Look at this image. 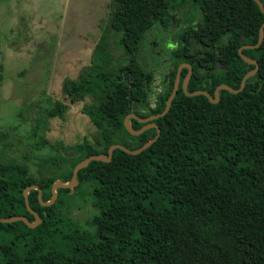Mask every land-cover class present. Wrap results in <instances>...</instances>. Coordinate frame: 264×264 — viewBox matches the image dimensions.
<instances>
[{
    "label": "trees",
    "instance_id": "obj_1",
    "mask_svg": "<svg viewBox=\"0 0 264 264\" xmlns=\"http://www.w3.org/2000/svg\"><path fill=\"white\" fill-rule=\"evenodd\" d=\"M191 7L199 17L177 33L166 90L148 107L153 73L137 59L144 36L167 25L170 11ZM262 22L253 0H111L107 27L120 31L126 62L113 63L100 35L88 65L63 79V100L42 111L43 118L59 117L68 104L82 102L92 133L72 145L48 143L51 154L0 152V217L33 221L22 197L26 185L36 184L46 201L52 182L68 181L84 157L152 138L154 127L131 135L122 120L160 112L179 63L191 68L188 92L212 97L218 84L236 89L253 68L237 48L256 42ZM241 53L257 69L240 91L220 89L211 103L201 94L186 96L179 84L167 112L152 120L159 129L154 142L134 155L114 148L108 162L90 160L77 171L74 190L88 185L96 210L90 228L62 211L67 188H57L50 205H40L37 191L29 190L28 206L40 221L34 227L0 222V264H264V27L260 44ZM186 71L181 68L180 80ZM129 122L133 129L143 125ZM6 139L0 131V144Z\"/></svg>",
    "mask_w": 264,
    "mask_h": 264
},
{
    "label": "rangeland",
    "instance_id": "obj_2",
    "mask_svg": "<svg viewBox=\"0 0 264 264\" xmlns=\"http://www.w3.org/2000/svg\"><path fill=\"white\" fill-rule=\"evenodd\" d=\"M111 0H0V131L7 133L0 152L18 158L52 153L48 143L72 145L92 133L82 102L68 104L59 117L43 118V108L63 100L61 83L88 65L95 43L104 45L114 64L126 62L120 31L107 27ZM167 25L146 32L137 59L153 73L148 107H154L167 87L170 53L179 45L177 33L199 10L170 11ZM63 212L82 228H90L96 213L88 185L68 192Z\"/></svg>",
    "mask_w": 264,
    "mask_h": 264
},
{
    "label": "water",
    "instance_id": "obj_3",
    "mask_svg": "<svg viewBox=\"0 0 264 264\" xmlns=\"http://www.w3.org/2000/svg\"><path fill=\"white\" fill-rule=\"evenodd\" d=\"M253 1L258 6L259 11L262 14H264V7H263L262 3L260 2V0H253ZM263 27H264V22H262L258 27L257 39H256V42L254 44L241 45L237 48L238 56L246 64L253 65V68L246 71L241 76L240 81H239V85L236 89H232V88L226 86L225 84H218L213 89L212 97L210 96L209 92L206 90H193V91L188 92V91H186V83L189 79L191 68H190L188 63H184V62L179 63L175 69V74L173 77L172 86H171L170 92L168 93V95L164 101V106H163L162 110L158 113L151 114V115H148V116L143 117V118H139L136 115H134L133 113H128L127 115L124 116V118L122 120L123 127L131 135H138L143 130L150 128V127H154L155 128V134L152 138L148 139L147 141L142 143L139 147L134 148V149H128L125 146L120 145V144H111L107 147L105 154L98 153V154H92V155H88V156L84 157L83 159L78 161L73 166V168L71 170V175H70V178L68 181H66V182L54 181V182H52V184L50 186V197L46 201L40 200V189L38 188V186L36 184L26 185L22 190V197H23L24 205H25L27 211L33 215V221H28L22 215H15V216H10V217H6V218L0 217V222H7L8 223V222L20 220L26 226L34 227L35 225H37L39 223L40 220H39L38 215L35 212H33L28 206L27 192L29 190L34 189L37 191V199H38L40 205H50L51 203H53V201L56 198V195H57L56 189L57 188H67L68 192H72L74 186L77 184V180H76L77 171L79 169L85 167L90 160H95V161L98 160V161H102V162H108L110 160L111 152L114 148H118L127 154L134 155V154L139 153L140 151H142L146 147H148L152 142L155 141V139L157 138V136L159 134V129L155 125V123L152 122V120L163 116L167 112L169 105H170V102H171L172 98L174 97V95L176 94V91H177L179 84H180V88H181L182 92L186 96H194V95L201 94V95H204L207 98V100L211 103H215L217 101V95H218V91L220 89H224L230 93H236V92L240 91L244 85V81L247 78H249L250 76H252L256 72V69H257V62L254 59L249 58V57L245 56L244 54H242L241 50L245 49V48H255L260 44V42L262 40V36H263ZM183 67L186 68L187 71H186L185 75L183 76V78L180 80V74L179 73H180L181 68H183ZM130 118L136 119L138 122L143 123V125L139 129H133L130 125V122H129Z\"/></svg>",
    "mask_w": 264,
    "mask_h": 264
},
{
    "label": "flooded vegetation",
    "instance_id": "obj_4",
    "mask_svg": "<svg viewBox=\"0 0 264 264\" xmlns=\"http://www.w3.org/2000/svg\"><path fill=\"white\" fill-rule=\"evenodd\" d=\"M181 63H183V62H181ZM184 63H186V62H184ZM250 65H251V64H250ZM216 66H219V65L216 64ZM183 68H184V67H183Z\"/></svg>",
    "mask_w": 264,
    "mask_h": 264
}]
</instances>
